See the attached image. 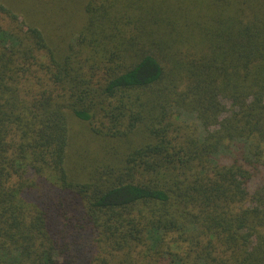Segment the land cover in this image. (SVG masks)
Returning a JSON list of instances; mask_svg holds the SVG:
<instances>
[{
    "label": "trees",
    "instance_id": "obj_1",
    "mask_svg": "<svg viewBox=\"0 0 264 264\" xmlns=\"http://www.w3.org/2000/svg\"><path fill=\"white\" fill-rule=\"evenodd\" d=\"M0 264H264V0L0 1Z\"/></svg>",
    "mask_w": 264,
    "mask_h": 264
},
{
    "label": "rangeland",
    "instance_id": "obj_2",
    "mask_svg": "<svg viewBox=\"0 0 264 264\" xmlns=\"http://www.w3.org/2000/svg\"><path fill=\"white\" fill-rule=\"evenodd\" d=\"M0 1L5 3L6 5H8V1L9 3H12V0ZM81 14V10L78 7H70V9L68 8L67 10H65L63 15L61 14L57 18L58 20H64L66 24H72L77 17H81ZM85 126L87 125L77 124V126L73 128V130L75 129L79 132L81 128ZM95 149L92 146V137L87 131H84L77 135L72 134L68 151V160H73L75 155L77 156L76 160L78 161V163L86 165L89 159L95 157L98 154V151ZM75 151L76 153H74Z\"/></svg>",
    "mask_w": 264,
    "mask_h": 264
}]
</instances>
